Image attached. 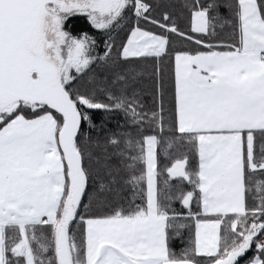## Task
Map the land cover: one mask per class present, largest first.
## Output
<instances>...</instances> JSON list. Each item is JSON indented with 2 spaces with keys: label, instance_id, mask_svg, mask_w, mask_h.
Segmentation results:
<instances>
[{
  "label": "snow or ice",
  "instance_id": "1",
  "mask_svg": "<svg viewBox=\"0 0 264 264\" xmlns=\"http://www.w3.org/2000/svg\"><path fill=\"white\" fill-rule=\"evenodd\" d=\"M250 251L264 264V0H0V264Z\"/></svg>",
  "mask_w": 264,
  "mask_h": 264
},
{
  "label": "trees",
  "instance_id": "2",
  "mask_svg": "<svg viewBox=\"0 0 264 264\" xmlns=\"http://www.w3.org/2000/svg\"><path fill=\"white\" fill-rule=\"evenodd\" d=\"M165 2H176L179 3L180 0H165ZM178 11V9H176ZM67 28L74 36L82 35L84 32H87L90 36L95 37L98 41L100 40L101 36L97 33L96 30L92 29L91 26L88 24L86 18L84 17H73L71 18V22L67 25ZM127 32V29H125L124 32L120 33V36L118 37V40L120 38H123ZM102 47V45H100ZM147 103L151 104V99L149 98L147 100ZM93 119L99 124L100 122L105 123V129L106 131L111 132H123L125 130V120L123 118L122 113H112V114H104V113H94ZM95 135V133H93ZM176 207H179L178 205H175ZM180 244V242H177ZM182 246V245H181ZM252 253L251 251L248 253L247 256H245L243 259L240 260V264H245V261L247 260L248 256H250Z\"/></svg>",
  "mask_w": 264,
  "mask_h": 264
},
{
  "label": "flooded vegetation",
  "instance_id": "3",
  "mask_svg": "<svg viewBox=\"0 0 264 264\" xmlns=\"http://www.w3.org/2000/svg\"><path fill=\"white\" fill-rule=\"evenodd\" d=\"M66 30H67V31H69V29H68V28H66ZM69 32H70V31H69ZM70 33H71V32H70Z\"/></svg>",
  "mask_w": 264,
  "mask_h": 264
}]
</instances>
